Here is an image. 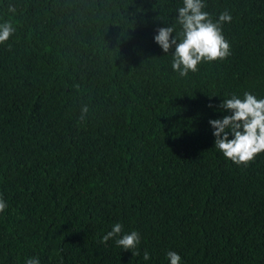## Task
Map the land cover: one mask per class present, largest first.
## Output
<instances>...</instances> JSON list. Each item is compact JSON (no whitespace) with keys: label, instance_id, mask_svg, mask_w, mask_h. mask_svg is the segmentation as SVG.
I'll return each mask as SVG.
<instances>
[{"label":"trees","instance_id":"1","mask_svg":"<svg viewBox=\"0 0 264 264\" xmlns=\"http://www.w3.org/2000/svg\"><path fill=\"white\" fill-rule=\"evenodd\" d=\"M205 4L232 54L180 78L153 37L182 0H0V264H264V152L237 166L208 123L264 98V0Z\"/></svg>","mask_w":264,"mask_h":264},{"label":"clouds","instance_id":"2","mask_svg":"<svg viewBox=\"0 0 264 264\" xmlns=\"http://www.w3.org/2000/svg\"><path fill=\"white\" fill-rule=\"evenodd\" d=\"M205 8V0H182V6L176 9L175 25L156 29L153 37L165 54L174 48L171 68L180 78L197 73L202 63L223 61L232 54L230 42L222 32V25L231 22V14L225 10L214 20ZM8 11L15 13V8L10 6ZM15 31L10 22L0 23V44L8 41ZM219 108L231 114L208 121L214 130V148L237 166H247L256 155L264 152V98L258 99L247 91L242 98L234 93L230 98L223 99ZM88 112V106H82L79 119L84 121ZM6 208L7 202L0 197V213ZM110 239H114L116 246L122 250L131 251L139 245L140 234L134 230L125 233L122 224L115 223L100 243ZM131 252L133 256L140 255L138 251ZM166 257L169 264H181V257L174 251H168ZM143 259H150L148 252H144ZM25 264H40V260L30 257Z\"/></svg>","mask_w":264,"mask_h":264}]
</instances>
